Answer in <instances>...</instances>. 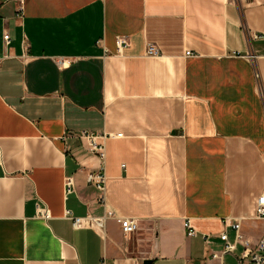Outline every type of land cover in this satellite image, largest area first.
Returning <instances> with one entry per match:
<instances>
[{
  "label": "crops",
  "instance_id": "obj_1",
  "mask_svg": "<svg viewBox=\"0 0 264 264\" xmlns=\"http://www.w3.org/2000/svg\"><path fill=\"white\" fill-rule=\"evenodd\" d=\"M263 194L264 0H0V264H239Z\"/></svg>",
  "mask_w": 264,
  "mask_h": 264
},
{
  "label": "built area",
  "instance_id": "obj_2",
  "mask_svg": "<svg viewBox=\"0 0 264 264\" xmlns=\"http://www.w3.org/2000/svg\"><path fill=\"white\" fill-rule=\"evenodd\" d=\"M6 42H10L9 36H5ZM131 46L130 40L127 37H120L116 40V48L117 54L123 55L125 51ZM190 55V53H188ZM146 56L148 57H159L160 51L156 46L149 45L146 50ZM58 65L61 67H65L66 65L63 63L62 60H58ZM256 77L259 78L257 72ZM82 137L89 140L91 148L94 152L98 153L102 158L105 157L104 147L99 145L96 142L95 136L89 134L88 132L82 134ZM89 184L94 185L101 193V200L105 201V194L107 188V178L105 174L98 173V174H90L87 178ZM67 191L68 193L74 192V180L73 178H68L66 180ZM258 218H260L264 222V194L260 197L258 202V209H257ZM39 218L48 219L49 212L47 210L39 209ZM67 218H70L73 221V226L76 229H83V228H92L100 233H104L106 230L107 222L109 220H115L121 225V228L127 236H131L135 234L139 230V221L133 218H124L117 215L115 212H107L104 216L100 218L94 217H87V218H76L73 217L70 212L66 215ZM186 229L188 230V235L190 237H194L196 235L195 229L192 227L190 221H187L185 224ZM239 224L236 225V228L239 229ZM222 240L226 241V252H232L235 249L233 244L228 242V237L226 234L222 236ZM217 256H214L215 258ZM105 264V263H104ZM239 264H264V234L261 238L260 242L258 243L257 247L254 251H251L250 254H244L239 259Z\"/></svg>",
  "mask_w": 264,
  "mask_h": 264
},
{
  "label": "water",
  "instance_id": "obj_3",
  "mask_svg": "<svg viewBox=\"0 0 264 264\" xmlns=\"http://www.w3.org/2000/svg\"><path fill=\"white\" fill-rule=\"evenodd\" d=\"M144 264H152V261H145Z\"/></svg>",
  "mask_w": 264,
  "mask_h": 264
}]
</instances>
